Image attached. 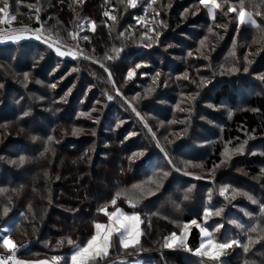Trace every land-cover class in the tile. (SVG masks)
<instances>
[{
  "label": "trees",
  "instance_id": "1",
  "mask_svg": "<svg viewBox=\"0 0 264 264\" xmlns=\"http://www.w3.org/2000/svg\"><path fill=\"white\" fill-rule=\"evenodd\" d=\"M62 1L66 0H8L4 6L8 8L11 2L21 4L17 8L18 14L13 15L15 27L46 32L53 39L59 38L62 47L69 46L71 50L78 41L79 49L85 51V54L74 62H63V69L50 76L47 75L46 65L43 70L34 71L36 81L45 85L43 88L46 92L42 93V97L49 103H44V107L52 105L54 110L53 117L47 119L49 129L39 127L36 119H26L23 116L26 115V110L22 107L20 111L15 105H9L4 96L13 93L15 89L18 90V87L5 83L7 90L4 96L0 95V108L2 114L8 116L15 127L3 129L2 134L9 132L18 134L19 131H16L18 127L24 130V133L27 130V133L41 136V143L38 149L28 153L25 143L12 139L7 142L6 148L10 146L18 149L15 152L16 157L29 155L31 161L29 160L30 164L26 166H20L19 170L8 166L0 176V189L6 191L0 193V210L3 208L11 210L10 216L5 219L0 218V229L7 222L15 221L8 236L15 242L18 258L36 262L61 257L63 260L60 264H68L67 259L73 250L85 245L92 237L94 224L107 221L104 211L113 208L111 205L115 201V207H121L127 213H137L140 216L141 241L136 247H141L145 251L155 250L160 245L165 246L166 240L173 234L176 235V232L171 230L170 233L164 234L165 229L161 231L160 227L158 229L153 227L151 212L144 213V210L161 197L148 195V192H155L156 187L153 191H140L138 185L150 180L152 168L159 163L163 164L161 162L163 155L158 147L149 145L153 146V149L149 147L142 159L135 162L131 159V152L137 147L138 142L132 136L133 140L126 141L131 138L124 136L133 132V121L127 115L120 114L119 107L122 104L121 97L130 94L128 89L132 88V83L135 81L134 78L129 77L130 71L138 64L145 63L148 51L152 50L151 47L146 49L145 42L138 44V40H147L143 38L144 34H150L147 33L148 27L155 28V32L161 34L160 37L169 40L175 35V29L178 27L176 24L168 26L169 23H146L154 16V13H148L151 5L147 4V1L135 0V7H132L128 0H76L81 3L70 8ZM122 1L126 5L125 8L120 7ZM229 2L230 5L237 4L256 16L259 23L252 28L253 31L260 34V30H264V23L259 21L264 16V0H229ZM30 3L42 7L33 10L25 6ZM123 13L127 15L122 17ZM157 14L158 12H155V15ZM75 15L84 19V23L81 21L72 23ZM160 19L165 20L162 16ZM198 23L205 24L204 21ZM83 24L85 27L82 28ZM91 25L94 26V31L89 28ZM105 32L111 34L115 32L117 40L114 37L108 39V34ZM231 39L233 34L228 40ZM34 45L36 44H28L24 41L0 44L1 60L15 65L13 67L18 71L35 70L36 68H30V63L18 58L16 52L18 46L29 49ZM163 45L164 43L159 44V46ZM88 52L96 54L103 68L90 62L89 57L92 55L86 56L89 55ZM151 52L155 56L159 55L156 49ZM223 52L225 47L217 56ZM137 58L143 60L138 61ZM159 58L154 64L155 71L162 68L161 71L168 72L169 65L164 59L162 61ZM263 59L264 55L261 56V60ZM54 60L62 62L60 59L54 58ZM261 60L257 64L253 60V65L244 61L237 65L238 67L235 65L234 68L237 69L242 67L240 73L245 69L249 70L247 74L251 77L246 79L244 77L240 83L238 80L222 81L213 95L214 102L226 98L232 105H236L241 98L238 107L234 106L236 110L233 111L231 121L222 126L223 143L233 145L236 142L246 141L247 136L259 140L264 136V93L251 97H248L247 93V90H252L257 85V81L252 78L263 71V69L261 71ZM68 65L73 66L75 70L68 71ZM181 73L179 68L178 74ZM200 73L203 76L208 74L203 71ZM163 80L164 78L159 82V88H162ZM237 83L238 87H236ZM96 98L100 100L97 101ZM169 99L173 100L172 97ZM63 102L67 103L63 104ZM93 107L97 109L95 113L93 111L94 117L99 119L97 125L84 117H78L80 114H88ZM237 108L241 110L238 112ZM114 113L118 114L125 123L123 130H120L121 127L115 129L114 125L109 124L108 119ZM30 124L34 126L30 127ZM75 128L92 132V136L78 137L71 131ZM21 137L23 138V134ZM255 143L254 149L249 151L251 157L248 159V164L252 166L242 165V168L251 175L264 174V162H261L262 159L258 155L261 153L264 156V141ZM112 144L115 146L112 147ZM220 154L221 147L219 149L215 146L211 156L215 164L220 162ZM254 163L260 165L253 167ZM220 186H225V183L218 184V187ZM221 190L206 188L203 197H198V206L192 212L194 216L184 217L182 222L161 215L169 221L179 222L182 225L197 220L217 241L236 239L242 243L247 238L251 240L250 233L255 230L261 216L264 219V215L253 207L262 208V198L242 190L247 194L244 195L246 199L234 203L232 198L228 197V190L223 195ZM206 209L209 210L207 216H205ZM217 212L219 215L216 214ZM248 240L242 245L246 246ZM199 242V229L194 227L188 237L187 247L183 249L195 251L199 247ZM257 244L258 241L252 248ZM116 248L120 249L113 244L104 258L113 257ZM104 258H99L96 264H103ZM223 258H226L230 264L229 257H221V260ZM252 260L256 261V258ZM177 262L190 264L192 260L180 256ZM231 264H234L233 260Z\"/></svg>",
  "mask_w": 264,
  "mask_h": 264
},
{
  "label": "rangeland",
  "instance_id": "2",
  "mask_svg": "<svg viewBox=\"0 0 264 264\" xmlns=\"http://www.w3.org/2000/svg\"><path fill=\"white\" fill-rule=\"evenodd\" d=\"M140 1H147V4L151 5L148 13H154L153 18L146 23H169L168 26L176 24L178 28L175 29L176 33L173 37L165 40L160 37V33L155 32V28L148 27L147 33L150 34H144L143 38L147 40H138V44L145 42L146 49L148 50L151 47L152 50L148 51L145 63L138 64L130 71L132 73L131 77L135 81L132 83V88L128 89L130 94L123 93L124 96L121 97L122 104L119 109L120 114L127 115L133 121V132L124 136L127 138L132 136L138 142L137 147L131 152V159L134 162L142 159L149 147L153 149V146L149 145L158 147L157 149L163 155V160L161 161L163 164L159 163L155 168H152L150 180L140 183L138 187L140 191H153L154 187H156L155 192H148V195L161 198L148 205L144 213L151 212L153 227L157 229L160 227V230L165 229L166 233L164 234L170 233L171 230L175 231L176 239L173 240L172 236L169 237L166 243L170 246L160 245L155 250L145 251L141 247H136L141 241L140 216L137 213H127L123 208L115 207V203L113 204L112 202L111 206L113 208L110 207L108 209L109 212L106 209L104 215L105 212L111 214L119 209L124 215L138 216L139 223L135 227V230L140 233L137 238L138 242L133 241L130 246L122 247L119 242V234L114 233L107 254H94L89 264H96L99 258L107 256L113 244L120 249L116 248L114 250L115 256L113 254V257L104 258L103 264H178L177 258L180 256L184 259L185 256L191 259L192 262L190 264H229L226 258L220 261H213L208 259L207 256L197 254L196 250L183 249L187 247L188 237L194 227L199 229L200 234L198 249H200L202 242H206V237L201 232L203 227L197 220H192L196 221L195 224L190 221L182 225L179 222L176 223L163 218L161 214L173 217L174 220L180 222H182L184 217H193L194 214L192 212L198 206V197H203L206 188L228 190V197L232 198L234 203L243 201L245 196L242 190H245L257 195L258 198H262L261 204L262 208H264V174L251 175L242 168V165L243 167L252 166L248 164V159L251 157L249 151L254 149L256 141H264V136L262 140L247 136L246 141L236 142L233 145L223 143V140H221L222 126L231 121L233 111L236 110L234 106L238 107L241 98H239L236 105H232L226 98H222L219 102H214L213 96L222 81L233 82L238 80V83H240L244 77L245 79L251 77L247 74V71H249L247 69L240 73L242 67L237 69V65H240L243 61L253 65V60L256 61V64L261 60V56L264 55V30H260V34L252 30L259 22L256 16L252 15L247 9L243 10L251 14V18L256 22V25L254 26L247 22L241 24L238 17L241 8L234 3L230 5L229 0H215V3L219 5V7L215 8L212 5V0H209L207 6L202 4L200 0ZM7 2L8 0H0V20L4 21L0 23V41H8L6 43L24 41L28 44H36L29 49L22 46L16 48L18 58L30 63V68L36 69L18 71V69L13 67L15 65H10L7 61L1 60L0 57V95L4 96L7 90L6 82L12 84L13 87L17 86L18 90L15 89L13 93L4 96L8 100L9 105H15L20 111L22 110L20 107H22L26 110L27 116L23 115L26 119H36L39 127L49 129L47 119L53 117L54 110L52 105L44 107V103H49L48 100H44L42 97V93L46 92L45 88H43L45 85L36 81L34 71H37V69L41 71L46 65L48 66L47 75L50 76L63 69V62H74L81 55H84L85 51L79 49L78 41L74 43L75 48L71 50L69 46L62 47L59 44V38L53 39L46 32L15 27L13 15L18 14L17 8L21 4L11 2L7 11H2L5 9L4 6ZM62 3L70 8L79 5L81 2L66 0L62 1ZM25 6L33 10L35 8L39 10L42 7H38L36 3H30ZM125 6L124 1H122L120 7L125 8ZM229 7L235 9V11L229 12ZM155 12H158V14L155 15ZM126 15L123 13L122 17ZM161 16L165 20H161ZM77 21L84 23V19L75 15V20L72 23ZM201 21H204L205 24L198 23ZM259 21L264 23V16ZM137 22L135 21V23ZM83 27H85V24H83ZM89 28L91 31L95 29L93 25L89 26ZM181 29H184V31H181ZM105 33L108 34V39L114 37L117 40L115 32L112 34ZM231 34H233V39L229 41ZM17 35L22 36L23 39L12 40L8 38L9 36ZM155 40L158 42L154 43ZM161 43H164V45L159 46ZM49 44H52L53 47H49ZM56 47L68 54L64 56L57 55L54 50ZM223 47H225V52L217 56ZM153 49L159 51L158 56L153 55V52H151ZM240 51H242V55H240ZM88 53L89 55L86 56L92 55L89 57L90 62L99 68H103L96 54ZM158 57L162 61L164 59L169 65L168 72L161 71L162 68L159 71H155L154 64ZM54 58L60 59L62 62L55 61ZM137 60L142 61L143 58H137ZM261 61V71L262 69L263 71L252 78L257 81V85L252 90H247L248 97L264 93V59ZM69 65L67 70L74 71V63L72 64L73 66ZM161 65L163 66V64ZM235 65L237 66L236 68H234ZM179 68L182 71L181 74H178ZM201 71L208 73L207 76L201 75ZM25 74H27V78H25ZM92 74L91 72L90 75L92 76ZM162 78H164L162 88H159V82ZM238 83L236 87L239 86ZM165 93H168V95ZM169 97H172L173 100H170ZM65 103L67 102H63V104ZM241 108H237V111L239 112ZM93 111L95 113L97 109L93 107L88 114H80L78 117H84L97 125L99 119L94 117ZM9 119L8 116L2 114L0 108V176L8 166L19 170L20 166L30 164L28 162L30 160L29 155L16 157L15 152L18 150L16 147L8 146L6 148L9 139L25 143L28 153L33 149H38L41 143V136L27 133V130L24 133V130L18 127H16V131H19L18 134L13 132L2 134L3 129L11 126L15 127ZM108 121L109 124L114 125L115 129L121 127L120 130H123L125 123L119 118L118 114L114 113ZM29 126L33 127L34 124ZM71 131L74 135L81 138L92 136V132L84 129L75 128L71 129ZM22 134L23 138L21 137ZM132 137L126 141H131ZM114 146L112 144V147ZM215 146H218L219 149L221 147L220 162L217 164L211 159ZM237 149L240 150L237 151ZM258 155L262 159L261 162H264L263 154L259 153ZM21 157L25 158L22 164L20 163ZM254 164L253 167L260 165V163ZM165 172L168 173L167 176L164 175ZM222 183H225V186L218 187V184L222 185ZM0 193H6V191L0 189ZM253 207L258 213L264 215V211H261L262 208ZM5 209L0 210L1 219L11 215V210L7 209L5 211ZM105 216L107 221L97 222L105 227L97 230L95 228L97 223H95L93 235H97L98 231L102 235L106 226L111 223L108 215ZM113 220H115V217H113ZM14 223V220L9 221L0 229V256H7L3 264L61 263V260H63L61 257H53L50 260H42L36 263L30 262L26 258H18L16 256L15 242L8 236ZM206 232L208 231L206 230ZM249 236L251 240H248V238L244 240H248L246 246L245 244L242 245L244 241L240 246L233 245L231 248L224 250L221 257H229L234 264H259L262 262L264 264V219L262 216L255 230ZM3 239H7L15 247L6 246L3 243ZM257 241L258 244L252 248ZM133 247L136 248L132 249ZM77 248L73 250L71 256ZM245 248H247V251H245ZM13 253L15 254L14 259ZM71 256L67 259L68 264H71ZM254 258H256V261L252 260Z\"/></svg>",
  "mask_w": 264,
  "mask_h": 264
},
{
  "label": "snow or ice",
  "instance_id": "3",
  "mask_svg": "<svg viewBox=\"0 0 264 264\" xmlns=\"http://www.w3.org/2000/svg\"><path fill=\"white\" fill-rule=\"evenodd\" d=\"M202 4H205L207 6L209 0H200ZM128 3L130 6L135 7V0H128ZM212 5L213 7H219L218 4L215 3V0H212ZM2 11H7V7L2 10ZM229 12L235 11V9L229 7L228 9ZM239 21L241 24L244 23H250L252 25H256V22L252 20L251 14L246 13L243 8L239 10L238 13ZM3 20H0V23H3ZM9 39L12 40H19L23 39L22 36H9ZM39 38V37H37ZM49 47H53L52 44H49ZM57 52V55L64 56L67 55V52H63L60 50L59 47H56L54 49ZM132 76V73H129V77ZM25 78H27V74H25ZM51 139V138H49ZM240 149H237L239 151ZM24 157L20 158V163L22 164L24 162ZM165 176L168 175L167 172L164 173ZM226 189L221 190V194L223 195L225 193ZM244 195H247L244 193ZM187 198V197H186ZM251 199V197H249ZM255 203V201H253ZM115 201H113V204ZM7 211V209H5ZM103 211V209L101 210ZM261 211H264V208L261 209ZM209 214V210H205V216ZM219 215V212L216 213ZM105 215H108L109 220L111 223L106 226L105 232L101 235L98 231L97 235H93L88 241L87 244L83 247H78L77 250L74 252V254L71 256V264H89V261L91 260L92 256L94 254L99 255V254H107V250L110 246L111 239L113 237L114 233L119 234V242L122 247H128L130 246V243L133 241H137V238L139 236V231L135 230L136 224L139 223V218L136 215H124L122 212H120L119 209H117L116 212H113L111 214L105 212ZM113 217H115V220H113ZM193 224L196 223V221H192ZM102 227L101 224L97 223L95 224V228L97 230H100ZM187 227V226H186ZM201 232L204 234L206 237V242H202L200 245V249H197V254L201 256H207L208 259L213 260V261H220L221 260V254L223 253L224 250L231 248L233 245L240 246L241 242L232 239L230 241H217L213 239L208 232H206L205 229L201 228ZM126 234V235H125ZM172 239L175 240L176 236L173 234ZM3 243L6 246H11L14 248L15 246L11 244L10 241L7 239H3ZM71 243V241H69ZM165 246H170L166 243ZM245 251H247V248H245ZM15 258V254L13 253V259ZM0 264H3L2 261H0Z\"/></svg>",
  "mask_w": 264,
  "mask_h": 264
},
{
  "label": "crops",
  "instance_id": "4",
  "mask_svg": "<svg viewBox=\"0 0 264 264\" xmlns=\"http://www.w3.org/2000/svg\"><path fill=\"white\" fill-rule=\"evenodd\" d=\"M6 42H8V41H0V44H4V43H6ZM6 257H7V256H5V255L0 256V261L4 262V260L6 259ZM40 261H42V260H40ZM44 261H46V260H44ZM36 262H38V261H36ZM36 262H35V263H36Z\"/></svg>",
  "mask_w": 264,
  "mask_h": 264
}]
</instances>
